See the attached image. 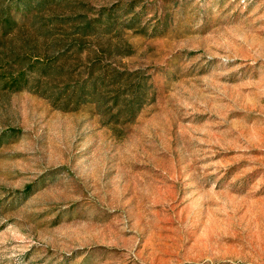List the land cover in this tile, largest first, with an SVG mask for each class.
Masks as SVG:
<instances>
[{
    "label": "rangeland",
    "instance_id": "rangeland-1",
    "mask_svg": "<svg viewBox=\"0 0 264 264\" xmlns=\"http://www.w3.org/2000/svg\"><path fill=\"white\" fill-rule=\"evenodd\" d=\"M58 1L0 0V36L7 5L111 15L153 100L111 126L0 90V264H264V0Z\"/></svg>",
    "mask_w": 264,
    "mask_h": 264
},
{
    "label": "trees",
    "instance_id": "trees-1",
    "mask_svg": "<svg viewBox=\"0 0 264 264\" xmlns=\"http://www.w3.org/2000/svg\"><path fill=\"white\" fill-rule=\"evenodd\" d=\"M27 1L16 3L18 7L29 6ZM52 4L57 5L55 0H35L33 9L41 11ZM10 7H5L1 24L0 44L5 42L6 50L0 58L1 91L32 93L62 112L93 105L104 123L111 126L132 123L153 100L151 85L139 71L120 70L110 62L114 56H130L131 48L127 44H99L100 37H113L111 15L103 29L97 26L103 25L101 18L95 21L80 16L44 18L38 11L24 25L10 18ZM71 25L73 30H67ZM92 38L98 44L87 49L86 39Z\"/></svg>",
    "mask_w": 264,
    "mask_h": 264
}]
</instances>
